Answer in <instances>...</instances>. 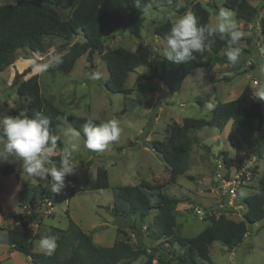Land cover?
Instances as JSON below:
<instances>
[{
	"label": "rangeland",
	"instance_id": "rangeland-1",
	"mask_svg": "<svg viewBox=\"0 0 264 264\" xmlns=\"http://www.w3.org/2000/svg\"><path fill=\"white\" fill-rule=\"evenodd\" d=\"M193 1L201 2L209 10L211 24L216 23L215 17L220 8L229 10L236 21L247 22L236 19L235 11L224 6L225 0H149L147 11L143 14L141 38L137 39L126 31L117 30L106 38L103 50L123 47L132 51L142 40L149 44L160 58L163 57L167 44L154 34V24L164 20L175 23L180 16L190 11ZM249 3L252 6H261L262 9L259 16L249 21L254 26L248 41H245L246 36H242L237 45L242 48L238 63L235 66L216 63L195 68L175 92L169 91L157 80L153 69L147 66H138L125 78V86L133 88L130 94L109 91L105 86L109 77L108 70L99 53L94 54L92 67H89L86 54H83L77 58L68 73L58 71L55 67L49 68L45 73H35L32 68L33 60L44 62L50 51L60 55L67 51L68 45L59 38H45L49 47L40 54H32L25 49L16 52L15 61L10 68L12 74L9 77L6 76V71L0 74V117L10 116L11 109L20 113L25 111L27 99L16 93L15 79L21 81L37 74L42 95L61 110L57 135L65 146H68L70 141V138L64 135L65 131L69 127L81 129L84 125L78 120L81 117L90 116L101 122L115 118L122 129L119 139L110 142L108 148L102 152H93L85 147L83 140L79 142V149L73 154L75 172L65 178L66 186L59 193L51 192L50 180L44 181L27 175L20 169L19 164L13 165L16 168L14 173L8 176L0 174V201L5 206V213L11 214L8 218L12 224L15 221L12 215H21L22 212L20 197L24 183H39L38 190L42 194L33 193V201L46 195L45 192L51 193L54 212L50 216L52 224L56 226L50 229L41 226L37 230L31 227L32 233L35 230L38 236L33 240L34 251L47 253L40 248L39 241L44 236H58L59 227L66 226L69 216L83 231L96 229L93 235L95 244L108 246L112 245L116 238H122L135 248L142 246L148 250L154 249L155 257L162 249L167 256H182L184 248L170 246L164 238L156 239L150 236L152 233L146 228V224L154 220L157 211L155 208L141 219L139 211H129L127 204L120 200L123 209L115 211L114 194L117 187H129L142 182L152 184L163 195L177 199L174 210L178 222L176 232L183 236L197 234L208 224L206 217L210 215L223 213L236 221L242 218L246 209L244 198L257 189L259 179L264 174V147L262 156L256 160V168L250 170L249 179L240 187L235 204L231 206L215 188V175L218 170H222L225 162L222 155L225 152L228 157L245 160L253 154L255 145L247 148L240 137L229 139L227 134L230 121L222 130L203 126L196 131L198 142L192 146L189 167L185 174L177 176L174 181L169 178L167 164L152 148V141L163 140L166 136V126L172 121L181 122L184 117L209 119L218 102L234 99L247 84L253 90L254 99L264 105L263 99L260 98L264 85V55L260 52L264 49V35L259 32L258 27L259 17L264 16V0H249ZM76 37L79 39V36ZM226 48L227 46L220 54H225ZM24 58H29L24 62L26 65L20 63ZM93 71L101 73V78L88 79V74ZM253 80H256L257 84H253ZM208 103L212 104L211 109L206 107ZM259 135L264 139V125L261 132L253 133L256 139ZM60 152L57 147L54 155ZM218 163L220 167H217ZM7 164L0 163V166ZM99 166H104L108 171L109 187L90 190L87 183L95 178ZM241 190L244 191L243 196L240 194ZM149 194L151 201L155 203L157 192ZM196 208L210 213L200 215L195 212ZM34 221L41 224L43 216H36ZM27 223L25 222L26 228ZM12 224L4 226L8 229ZM117 228L121 230L120 233ZM6 240V229H0V245ZM68 253V250H64L62 255ZM209 255L211 263L199 260L198 264H264V219L251 225L243 242L237 246L230 248L218 241L212 242ZM22 256V260L25 259V256ZM144 261L145 256H141L131 264H143ZM5 264L16 263L7 261ZM153 264H157V258L153 260Z\"/></svg>",
	"mask_w": 264,
	"mask_h": 264
},
{
	"label": "trees",
	"instance_id": "trees-1",
	"mask_svg": "<svg viewBox=\"0 0 264 264\" xmlns=\"http://www.w3.org/2000/svg\"><path fill=\"white\" fill-rule=\"evenodd\" d=\"M148 4L149 0H141V7L137 8L134 0L5 1L4 5L0 6V72L13 64L15 54L20 49L32 54L45 52L49 47V43L45 41L47 37L59 38L68 45L67 51L62 54L63 63L55 67L58 71L70 72L77 58L83 54H86L89 67H92L93 56L99 53L105 61L109 74L105 82L106 88L123 95L132 92L133 88L126 87L124 81L138 66L152 68L157 80L169 91L175 92L195 68L228 63L226 55L220 54L227 46L226 40H221L218 35L210 49L206 48L202 53L195 54L194 61L181 65L168 62L165 56L160 58L155 50L142 40L132 51L123 47L103 50L106 38L117 30L126 31L137 39L141 38L144 5ZM224 6L235 11L236 19L246 21L259 16L262 9L261 6L250 5L249 0H225ZM190 11L196 15L199 24L210 23V12L201 2L193 1ZM172 24L169 20L155 23L153 32L166 42L165 37ZM259 29L264 35V16L259 17ZM76 36H79V39ZM15 89L19 96L27 99V107L23 113L31 117L34 111H43L51 117V129L57 135L61 110L42 95L38 75L33 74L21 81L15 79ZM262 93H264V85L260 96ZM20 114L15 109H11L10 116ZM78 120L82 124L89 121L94 125L102 123L90 116ZM229 121L231 124L227 137L229 139L240 137L247 148L255 145L252 153L258 161L262 156L264 139L262 135L257 139L254 138L253 133L263 130L264 105L263 102L254 99L253 90L247 84L234 99L218 102L209 119L184 117L181 122L172 121L166 126L165 138L152 141V148L161 155L168 166L171 181L186 173L192 146L198 142L196 131L203 126L222 130ZM57 147L61 152L51 157L56 164L60 162L65 145L59 140ZM222 157L228 165L234 163L238 169L242 166L239 158L228 157L225 152ZM227 164L225 165L230 167ZM256 166L257 163L254 169ZM15 171L13 165L0 166L2 176H8ZM87 187L90 190L109 187L108 171L104 166L97 167L95 178L87 183ZM38 188L39 183H24L20 197L22 205L32 200L33 193L42 194ZM157 190L156 186L147 182L129 187H117L114 194V209L116 212L123 209L122 204L119 203L121 200L127 204L129 211H139L143 219L151 209L155 208L157 211L154 220L146 224V228L152 233L150 236L156 239L164 238L170 246L177 245L184 248L182 256H167L168 254L162 249L155 257L154 249L148 250L142 246L135 248L122 238H116L112 245L108 246L95 244L93 235L96 229L90 232L83 231L69 216H67V226L58 229L59 235L55 236L57 247L51 254L33 250V240L38 236L25 227L21 215H12L15 221L7 229L8 244L10 249L29 258L31 264H131L141 256H145L143 264H153L155 258L157 264H172V262L198 264L199 260L211 263L209 247L212 242L218 241L230 248L237 246L243 242L247 229L264 219V174L259 179L257 189L244 198L246 209L240 220L228 218L223 213L210 215L206 217L208 224L193 236H183L176 232L178 222L174 210L177 199L163 195ZM155 191L157 201L153 203L149 193ZM45 193L51 196V193ZM117 231L121 232L119 228ZM64 250H68L69 253L62 255Z\"/></svg>",
	"mask_w": 264,
	"mask_h": 264
},
{
	"label": "clouds",
	"instance_id": "clouds-1",
	"mask_svg": "<svg viewBox=\"0 0 264 264\" xmlns=\"http://www.w3.org/2000/svg\"><path fill=\"white\" fill-rule=\"evenodd\" d=\"M5 0H0V6ZM137 8L141 7V0H134ZM147 5H144L145 12ZM215 24H199L198 18L191 11L185 12L171 25L166 34L167 48L164 50L166 60L172 64L181 65L192 62L198 53L206 48L210 49L217 35L226 40L225 55L229 66H235L242 54V48L237 46L244 35L239 29L238 22L233 14L220 8L216 14ZM264 55V49L260 50ZM63 63L62 55L49 52L44 62L32 61L33 71L37 74L45 73L51 67H58ZM101 73L93 71L88 79L98 80ZM260 98L264 99V93ZM211 109V103L206 105ZM51 117L43 111H34L29 117L25 113L16 116L0 117V163L10 165L19 164L20 169L31 177L51 183V192L59 193L65 185V178L75 172L73 154L79 149V142L83 140L85 147L93 152H102L108 148L109 143L117 141L122 129L117 119L112 118L99 125L91 121L85 123L81 129L67 128L64 135L70 138L68 146L62 150L60 162L57 165L51 157L54 155L57 143L61 139L51 129ZM244 195V191L240 193ZM39 246L48 254L57 247L55 236H44Z\"/></svg>",
	"mask_w": 264,
	"mask_h": 264
},
{
	"label": "built area",
	"instance_id": "built-area-1",
	"mask_svg": "<svg viewBox=\"0 0 264 264\" xmlns=\"http://www.w3.org/2000/svg\"><path fill=\"white\" fill-rule=\"evenodd\" d=\"M253 84H257L256 80H253ZM242 162V166L238 169L236 166L227 167L224 164L222 165V170H218L215 175L216 185L215 188L217 192L220 193L221 197L226 198L229 205L233 206L235 199L238 196V191L240 187L243 186L250 177V170L254 169L256 165V156L251 154L245 160L239 158ZM220 167L219 163L217 167ZM232 167V169H231ZM232 170V171H231ZM228 175V176H226ZM54 201L51 197L44 195L36 201H27L22 205L21 217L24 222L27 223V227L31 229L37 225V222L34 221V218L38 215L43 217L50 216L54 211ZM195 212L200 215H206L207 211L196 208ZM208 214L210 211L207 212Z\"/></svg>",
	"mask_w": 264,
	"mask_h": 264
},
{
	"label": "crops",
	"instance_id": "crops-1",
	"mask_svg": "<svg viewBox=\"0 0 264 264\" xmlns=\"http://www.w3.org/2000/svg\"><path fill=\"white\" fill-rule=\"evenodd\" d=\"M238 25H239V29L240 31H242L244 33L243 36H246L247 38L245 39V41L247 42L249 39V35H251L253 33V31L251 30V28L254 26L251 22L247 21H241V20H237ZM258 27H259V22H258ZM260 32V31H259ZM261 33V32H260ZM26 60H29V58H24L23 61H21L20 63L26 65L24 62ZM10 68H12V66L7 67L5 70H3L2 72L6 71L7 73V77H9L12 74V71L10 70ZM0 72V74L2 73ZM217 105V104H216ZM231 124V122H230ZM35 184V183H33ZM1 195V193H0ZM0 205H1V210H0V229H6V234H7V228L5 227L8 224H12V222H10V219L8 218L11 214L9 213H5V206L2 204V202L0 201ZM51 216L48 217H43V221L41 222V224H38L34 226V229L37 230L39 229V227H43V226H47V228H52L55 227L56 225L52 224L53 220ZM5 224V226H4ZM67 226V224H66ZM66 226L64 227H59V229H64ZM36 227V228H35ZM35 230H34V234H35ZM94 240V239H93ZM1 247V253H0V259H1V263L0 264H5V262L7 261H11V262H15L16 264H31L29 261V258L25 257V259L22 260V255L20 252L10 249V246L8 244V241L6 240V242L2 243L0 245Z\"/></svg>",
	"mask_w": 264,
	"mask_h": 264
},
{
	"label": "water",
	"instance_id": "water-1",
	"mask_svg": "<svg viewBox=\"0 0 264 264\" xmlns=\"http://www.w3.org/2000/svg\"><path fill=\"white\" fill-rule=\"evenodd\" d=\"M62 13H64V11L62 10Z\"/></svg>",
	"mask_w": 264,
	"mask_h": 264
}]
</instances>
